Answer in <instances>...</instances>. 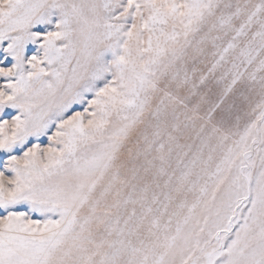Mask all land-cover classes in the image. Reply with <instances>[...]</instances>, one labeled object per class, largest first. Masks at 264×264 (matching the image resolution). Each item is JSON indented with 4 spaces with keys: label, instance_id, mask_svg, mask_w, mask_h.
I'll list each match as a JSON object with an SVG mask.
<instances>
[{
    "label": "snow or ice",
    "instance_id": "snow-or-ice-1",
    "mask_svg": "<svg viewBox=\"0 0 264 264\" xmlns=\"http://www.w3.org/2000/svg\"><path fill=\"white\" fill-rule=\"evenodd\" d=\"M0 264H264V0H0Z\"/></svg>",
    "mask_w": 264,
    "mask_h": 264
}]
</instances>
